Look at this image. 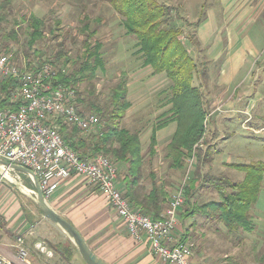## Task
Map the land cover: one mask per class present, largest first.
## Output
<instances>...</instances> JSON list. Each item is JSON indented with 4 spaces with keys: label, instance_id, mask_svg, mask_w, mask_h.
<instances>
[{
    "label": "rangeland",
    "instance_id": "1",
    "mask_svg": "<svg viewBox=\"0 0 264 264\" xmlns=\"http://www.w3.org/2000/svg\"><path fill=\"white\" fill-rule=\"evenodd\" d=\"M158 1L171 6L173 9L175 8L176 12L182 16L181 18H184L185 21L179 23L184 26L185 36L195 33L197 26L207 19L208 9L219 2V0ZM0 7H3V9H0V49L2 52L9 54L12 62L24 71H30L33 67L37 68L41 65L52 64L48 61L53 60L58 52H64L73 62L79 60L85 40V36L79 31L81 22L86 16L92 20V28L97 31L94 41L103 44L102 55L105 68L103 71L99 70L94 79L93 85L95 88L93 90L88 88L89 83L87 84V82L84 84L78 83L75 88L81 94V102H85L79 105V110L85 116H98L101 125L95 131H82V133L78 132L76 134L78 137L90 140V144L92 143L87 146V144L81 142L82 152L89 153L91 151L89 147H93L96 143L93 133L106 132L112 126L111 120L104 115H107L113 108L111 105L113 89L118 85L121 77L127 75L129 80L127 100L132 106L127 110L124 119L118 121L116 126L120 129H127L131 133L140 134L145 158L143 180L148 181L151 187L153 186L154 177L158 180V183H164L170 200L177 195L183 183L187 180L192 181L197 173L201 174L202 183L208 176H223L233 182H239L243 180L244 174L227 167L226 164L264 162V130L255 134L253 131L256 130L252 129L253 122H245L247 117L243 114L237 115V117L234 116L231 120H229L230 115L221 114L220 111H223L222 106L218 107V104L229 99L230 93L221 98L214 86L219 75L220 63H209L204 54L201 55L199 51L197 52L198 49L185 36L183 41L189 45L198 64L199 71L196 74L194 85L200 88L203 100L209 105L210 115L206 134L198 145L197 156L186 160L182 170H175L170 167L167 152L168 145L171 143L176 131V124H173L172 129L168 126V130L160 136H158L160 131L157 133L156 153L152 157L149 155L150 137L153 128L157 124L159 116L167 110L165 103L167 96H169L170 81L164 75L154 76L151 73V68L142 66V61L135 48V38L126 36L120 17L106 1L0 0ZM31 15L45 21L46 32L45 39L30 51L31 55L28 59L26 55L28 39L24 32L28 28ZM12 29L18 31L20 39L19 43L9 42L8 48H10V51L8 52L3 48L6 42L1 37L9 34ZM51 30L52 33H50ZM35 51H38V53H35ZM60 64L56 62L52 65L64 68L66 71H73L78 67L73 63L70 65H65L64 62ZM206 69L208 71L207 81L204 80L203 75ZM140 83L147 85L140 90V87L135 86ZM263 84L264 71L255 73L253 81L246 86V89L250 92L249 97H247L249 99H246V101L264 99ZM92 91L95 92L94 95H91ZM216 97H218V101ZM238 97H240V93H238ZM140 99H145L146 104L141 112L136 106ZM213 103H216L215 106ZM260 107L248 113V115L255 117L256 122L261 121L257 120V116L260 115ZM98 108L103 111V116L98 114ZM90 155L94 156L95 153L92 152ZM107 157L112 158L109 155ZM121 167L117 164L118 175L122 170ZM127 169L124 170V173ZM18 175H20L23 186L35 191L31 177L21 173H18ZM2 185L3 187L0 188V223L6 225L3 229H0V241L4 236H11V231L8 233L6 226L11 224L17 216L14 214L12 219L8 221L5 214L14 209L15 203L18 201L22 205L19 212L22 213L23 210L24 216H29V219L35 222L34 224H39L40 227L45 228L44 232L48 233L45 238L40 237L41 240L50 246L72 243L60 228L50 223L41 214L33 201L35 195L30 194L20 185L13 187L9 183ZM259 199L260 203L258 201L257 206L252 211L256 226L252 234L243 232L232 234L219 221L195 216L189 228L195 226L197 228L193 231L190 230L192 234L189 235V239L191 240L187 242L193 245L194 255L198 252L210 264H264V180L262 182V194ZM12 200L14 203H12ZM218 200L219 196L216 191L205 186L202 187V190L198 192V196L192 202L204 204ZM167 207H169V204ZM182 209L183 207H181ZM260 210H263V213H259ZM16 213L18 214V212ZM42 223H44V226ZM14 226L17 229H23L24 227L21 221ZM75 256L76 259L72 260L71 264H85L79 253L74 254L73 259ZM61 259L63 264L68 263L62 257Z\"/></svg>",
    "mask_w": 264,
    "mask_h": 264
},
{
    "label": "trees",
    "instance_id": "2",
    "mask_svg": "<svg viewBox=\"0 0 264 264\" xmlns=\"http://www.w3.org/2000/svg\"><path fill=\"white\" fill-rule=\"evenodd\" d=\"M104 1L120 17L126 36L135 38V48L142 61V66L151 68L154 76L164 75L170 81L169 96H167L165 103L166 106H169V109L159 116L158 122L153 128L150 137L149 155L152 157L156 153L157 133L171 124H176V131L171 143L168 145L167 157L170 159L172 169L182 170L186 160L197 156L198 145L206 134L210 115L209 105L203 100L200 88L194 85L199 70L189 45L183 41L185 36L184 26L179 22L185 20L181 18L182 16L176 12L175 8L162 4L158 0ZM0 9H3V7H0ZM199 26L200 24L197 29ZM79 31L85 36L83 51L79 60L73 62L64 52H58L53 60L47 61L52 64L64 62L65 65L73 63L78 66L73 71L58 75L52 83L53 85L72 87L76 92L77 111L80 115L85 116L79 110V105L85 102H81V94L76 90L75 85L87 82V84L89 83L88 88L93 90L95 88L93 81L99 70H104L105 64L102 55L103 44L94 41L97 31L92 28V20L88 16L81 22ZM45 32V21L31 15L28 28L24 32L28 39V49L26 51L28 59L31 55L30 51L45 39ZM50 33H52V30ZM185 38L198 49L197 52L201 53L197 30L192 35L185 36ZM1 39L6 42L3 48L9 52V42L19 43L20 35L18 31L12 29L9 34L4 35ZM35 53H38V51H35ZM203 75L204 80L207 81V69ZM128 84L127 75H123L118 85L113 89L111 96L113 108L107 115H104L111 120L112 126L106 132L96 134L98 139L95 141L92 150L95 153L94 156L98 154L112 156L110 159L116 166L118 164L128 168H126L125 173L127 192L123 191L124 194L135 202L134 207L141 208L151 218L159 220L161 219L163 206L167 202L169 203L170 200L165 184L158 183V180L154 177L152 190L143 199L140 198L138 188H141L139 185L144 179L143 170L145 165L142 140L139 133H131L127 129H120L116 126L118 121L124 119L127 110L132 106L127 100ZM16 86V80L5 79L0 83V92L9 96L12 88L14 89ZM94 93L92 91L91 95H94ZM6 104L7 100L4 101L3 105ZM97 112L103 116L101 109L98 108ZM78 132L82 133L76 127L68 128L64 125L61 127L63 139L71 149L83 158L94 157L88 156L89 153L82 152L81 142L85 143L86 141L76 135ZM226 166L242 172L244 174L243 180L233 182L223 176H208L202 183V176L197 173L192 181L187 180L183 183L182 195L184 202L181 206L183 207V215L187 218L198 215L212 221H219L232 234L240 232L252 234L256 229L252 211L257 206L262 191L264 162L226 164ZM205 186L215 190L219 200L204 204L192 202L198 196V192L202 190V187ZM30 223L34 225L35 222L31 219ZM187 238L183 237L180 243L186 244L189 239ZM52 248L68 263H71L74 254L78 253L72 243H61L53 245Z\"/></svg>",
    "mask_w": 264,
    "mask_h": 264
},
{
    "label": "built area",
    "instance_id": "3",
    "mask_svg": "<svg viewBox=\"0 0 264 264\" xmlns=\"http://www.w3.org/2000/svg\"><path fill=\"white\" fill-rule=\"evenodd\" d=\"M11 56L0 49V83L11 78L16 80L9 96L0 92V159L33 171L48 201L60 180L82 177L98 189L116 214L125 222L131 237L150 243V251L164 264H192V244H172V235L178 226L179 210L184 199L182 188L169 201L167 213L154 220L141 208L134 207L118 187V168L107 156L98 154L83 158L64 141L61 127H76L81 131H95L100 126L98 116H82L76 107V92L72 87L53 85V79L67 71L52 64L21 70ZM3 94V95H2ZM7 100V104L3 105ZM60 122V123H59ZM10 169L0 173V186L9 183L23 186L20 175ZM30 229L16 236L11 247L16 249L23 264H30L25 247V236H33ZM36 250L48 259L54 251L44 241L35 244ZM0 264H16L0 252Z\"/></svg>",
    "mask_w": 264,
    "mask_h": 264
},
{
    "label": "crops",
    "instance_id": "4",
    "mask_svg": "<svg viewBox=\"0 0 264 264\" xmlns=\"http://www.w3.org/2000/svg\"><path fill=\"white\" fill-rule=\"evenodd\" d=\"M197 36L201 44L200 54L203 53L209 63H220L217 82L214 83L217 94L223 98L230 93L229 99L218 104V107L222 106L221 114L230 115L229 120L234 116L243 114L247 117L245 122H253L252 129L256 130L253 131L255 134L263 131L264 99L246 101L250 94L246 86L253 81L255 73L264 71V0H219L217 5L208 9L207 19L198 27ZM146 85L140 83L135 86L142 90ZM238 93H240V97H238ZM213 104L215 106L216 103ZM145 105V99H140L136 106L141 112ZM259 106H261L259 108L260 115L257 116V120L261 121L256 122L255 117L248 115V113L252 110L255 111ZM165 108L168 110L169 106L165 104ZM172 126L173 124L169 125L171 129ZM167 128L161 130L158 136L168 130ZM93 136L96 140L98 139L96 133H93ZM82 139L86 141L84 144L87 146L90 144V140L84 137ZM92 148L89 147L91 151H89L88 156H91ZM121 169L117 184L122 191L127 192L124 173L126 167L122 166ZM10 186L16 185L11 184ZM139 186L141 187L138 188L140 198L143 199L152 190V187L146 180H142ZM128 198L134 205L135 202L130 197ZM12 203H14L13 200ZM48 203L75 226L93 252L107 264H164L158 256L151 253L150 243L146 237L136 240L129 235L125 222L116 214L98 189L88 184L82 177L60 180ZM15 204L14 209L5 214L8 221L12 219L14 214L17 217L6 226V231L8 233L11 231V236H4L0 241L2 255L16 264H23L16 249L11 245L16 236L26 234L32 229L34 235L25 236V247L29 254L30 264H63L59 254L53 250V246L48 244L55 254L52 259H48L36 250L35 244L43 241L41 239L45 238L48 233L46 234L45 228L40 227L39 224L31 225L29 216H24L23 210L22 213L19 212L22 205L18 201ZM168 204L167 202L163 206L161 218L166 214ZM259 213H263V210H260ZM193 218L195 217H185L183 209L179 210V223L172 235V244L180 242L183 237L189 238V235L192 234L191 231L197 228L196 226L189 228ZM20 221L24 226L23 229H17L14 226ZM5 225L0 223V229H3ZM42 225L44 226V223ZM190 240L188 239L187 242ZM75 259L76 256L73 260ZM192 264L210 263H207L203 256L196 252Z\"/></svg>",
    "mask_w": 264,
    "mask_h": 264
},
{
    "label": "water",
    "instance_id": "5",
    "mask_svg": "<svg viewBox=\"0 0 264 264\" xmlns=\"http://www.w3.org/2000/svg\"><path fill=\"white\" fill-rule=\"evenodd\" d=\"M4 169H10L14 172L31 177L36 191V196L33 198V201L44 217L67 235L85 264H107L93 252L75 226L49 205L48 201L45 199L39 180L33 171L0 159V173H2Z\"/></svg>",
    "mask_w": 264,
    "mask_h": 264
}]
</instances>
